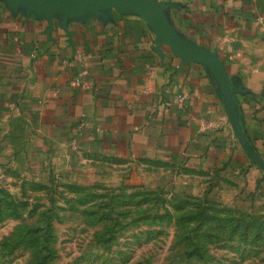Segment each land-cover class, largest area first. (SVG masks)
Listing matches in <instances>:
<instances>
[{
    "label": "crops",
    "instance_id": "0c3cea01",
    "mask_svg": "<svg viewBox=\"0 0 264 264\" xmlns=\"http://www.w3.org/2000/svg\"><path fill=\"white\" fill-rule=\"evenodd\" d=\"M84 1L67 13L0 0V163L64 175L105 157L166 165L181 187L199 188L259 174L264 0H146L221 70L116 0Z\"/></svg>",
    "mask_w": 264,
    "mask_h": 264
},
{
    "label": "rangeland",
    "instance_id": "374dc122",
    "mask_svg": "<svg viewBox=\"0 0 264 264\" xmlns=\"http://www.w3.org/2000/svg\"><path fill=\"white\" fill-rule=\"evenodd\" d=\"M90 157L64 175L0 163V264H264L258 163L199 188L166 165Z\"/></svg>",
    "mask_w": 264,
    "mask_h": 264
},
{
    "label": "water",
    "instance_id": "95a60500",
    "mask_svg": "<svg viewBox=\"0 0 264 264\" xmlns=\"http://www.w3.org/2000/svg\"><path fill=\"white\" fill-rule=\"evenodd\" d=\"M118 3L123 4L136 12H138L141 16H143L156 30L158 36L163 40H166L169 43L175 44L179 47L186 48L190 52L200 55L203 58L213 62L216 65V68L221 70L222 67L216 58L214 53L207 51L202 47H198L189 42L182 41L179 37H176L170 30L167 28H163L159 24L158 16L152 6V4L148 3L146 0H116ZM32 5H36L38 3H42L45 5L47 11H51V9L60 4L67 13L74 12L76 7H82L87 5V1L84 0H30ZM222 72V71H220ZM248 152V147L245 148ZM252 158L257 161V158L252 154Z\"/></svg>",
    "mask_w": 264,
    "mask_h": 264
},
{
    "label": "built area",
    "instance_id": "2783aa9c",
    "mask_svg": "<svg viewBox=\"0 0 264 264\" xmlns=\"http://www.w3.org/2000/svg\"><path fill=\"white\" fill-rule=\"evenodd\" d=\"M75 83H76L77 85H80V84H82V80H81L80 78H76V79H75ZM177 97H178V102H179V104L182 105V102H183V96H182L181 94H178Z\"/></svg>",
    "mask_w": 264,
    "mask_h": 264
},
{
    "label": "trees",
    "instance_id": "16d2710c",
    "mask_svg": "<svg viewBox=\"0 0 264 264\" xmlns=\"http://www.w3.org/2000/svg\"><path fill=\"white\" fill-rule=\"evenodd\" d=\"M0 203H1V201H0ZM0 213H1V211H0Z\"/></svg>",
    "mask_w": 264,
    "mask_h": 264
}]
</instances>
